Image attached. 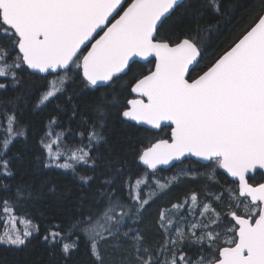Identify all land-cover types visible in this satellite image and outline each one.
Returning a JSON list of instances; mask_svg holds the SVG:
<instances>
[{
    "label": "snow or ice",
    "instance_id": "1",
    "mask_svg": "<svg viewBox=\"0 0 264 264\" xmlns=\"http://www.w3.org/2000/svg\"><path fill=\"white\" fill-rule=\"evenodd\" d=\"M125 2L0 0V92L22 87L21 73L32 70L57 74L45 85L37 107L66 93L70 80L100 93L91 114L76 106L71 110L73 117H81L85 131L80 135L87 143L63 163L46 145L49 154L39 161L44 168L71 170L82 189L95 184V191L81 192L68 227L46 230L42 242L62 264L82 250L86 264H264V183H249L250 173L264 170V0L241 32L211 53L213 19L225 14L224 0H131L124 7ZM136 58L154 66L137 69ZM21 99H0V123L6 122L0 136L3 192L13 187L5 181L15 176L14 166L25 162L20 154L8 156L16 139L26 136L18 127ZM113 120L137 131L145 125L160 129L168 122L170 140L114 155L106 134ZM186 156L212 166L206 174L211 183H218L216 169L238 181L236 188L221 189L229 197L228 212L214 207L224 203L223 195L206 185L207 202L193 192L183 202L161 208L156 229L162 238L150 239L143 227L145 214L179 178L161 183L152 177L158 165ZM137 161L152 171L134 184L132 177L125 183L128 166ZM79 168L93 174H77ZM13 195L0 207L15 224V210L43 193L20 183ZM34 232L38 226L5 232L0 245L26 247Z\"/></svg>",
    "mask_w": 264,
    "mask_h": 264
},
{
    "label": "trees",
    "instance_id": "2",
    "mask_svg": "<svg viewBox=\"0 0 264 264\" xmlns=\"http://www.w3.org/2000/svg\"><path fill=\"white\" fill-rule=\"evenodd\" d=\"M130 1L128 0L127 3ZM259 4L260 0H224L225 14L222 17L213 19L215 30L211 33V38L208 40L209 53L223 50L247 25L251 13L255 8L259 7ZM151 67H153V64L148 62H140L135 65V68L144 70ZM56 75H39L25 70L21 73L23 77L22 87L17 89L9 87L7 91L0 92V99L5 102L12 97H22L17 109L18 127L26 129V136L17 138L8 151L9 157L20 154L24 157L25 162L22 165L14 166L15 176L5 181V183L13 185V187L8 192L0 191V201L5 197L14 199L15 185L20 183L31 186L36 193H43L34 202L23 204L15 210L16 217L31 220L33 227H39V232L33 233L26 247L16 249L0 245V264H62V260L53 259L50 249L42 242V236L46 230L54 229L57 225L61 229L67 228L68 222L78 210L76 204L81 192L95 191V184H93L91 189H82L71 170L61 168L48 169L39 163L40 160L46 159L49 154L44 141L51 127L54 133H63L64 141L69 142L71 145L82 147L87 143V140L82 139L80 135L81 132L85 131L81 124V117H73L71 110L76 106L82 114H91L100 96V93L94 90H82L79 87L78 80L75 82L70 80L66 84V93H58L51 102L37 107L38 98L46 90L45 85L50 81L51 77ZM127 79L128 77H125V80L119 83L124 84ZM117 87H119V84ZM102 91L103 88L101 89ZM68 97H71V103H67ZM53 117L55 118L54 122H52ZM5 128L6 122L0 123V136L4 135ZM143 129L144 127L137 131L136 128L121 125L118 120L110 121L106 134L109 139L108 146L112 153L114 155L124 154L132 150L142 152L144 148L157 139L170 136V127H164L158 132L149 129L144 131ZM105 155H107V151ZM129 160H131V157H129ZM205 165L207 164H202L193 159H186L169 170L155 172L154 177L162 182L176 175L179 178L174 186L171 187V190L156 200L149 208L148 213L145 214L143 227L145 234L150 239L162 238L157 235L156 229V220L161 208L170 207L173 203L183 202L193 192L199 194V198L202 201L207 202L205 201L206 185L213 193L223 195L224 203H215L214 207L221 213L228 212L229 197L226 192L222 193L221 189L222 187L236 188L237 183L232 181L222 169H216L215 179L218 183L209 182L206 174L212 171V166ZM128 168L129 171L125 174V183L128 177H132L134 184L135 178L143 177L146 172H151L143 168L139 161L134 165H129ZM86 171L88 175L93 174L90 170L84 168H79L77 174H83ZM95 175L99 176L100 172L97 171ZM254 177V179L250 177V182L253 184L264 179L262 172ZM96 183H99V181ZM147 191L148 189H145V192ZM84 207L87 209L89 204L85 203ZM2 216L3 211L2 207H0V221H2ZM195 250L196 246H193L190 254L195 252ZM87 259L88 257L84 255L82 250L74 254L68 264H86Z\"/></svg>",
    "mask_w": 264,
    "mask_h": 264
},
{
    "label": "rangeland",
    "instance_id": "3",
    "mask_svg": "<svg viewBox=\"0 0 264 264\" xmlns=\"http://www.w3.org/2000/svg\"><path fill=\"white\" fill-rule=\"evenodd\" d=\"M55 77L56 76L51 77L50 81H52ZM24 130L26 131L25 128ZM44 145L45 146L51 145L52 155H57V154L61 155V163L64 162V157L70 156L71 153L75 149L80 148V147L71 145L69 142L64 141V134L61 132L54 133V131L52 130V127L49 129L48 135L44 141ZM156 179L158 178L153 177V180H156ZM11 217H12V214H8L7 216L3 214V216L1 217L2 221H0V234H3L5 232H11L13 229H18L22 233L25 229L33 228L32 224L29 225L25 222L26 221L25 219H20L18 217H17L18 219L16 223L13 224Z\"/></svg>",
    "mask_w": 264,
    "mask_h": 264
},
{
    "label": "water",
    "instance_id": "4",
    "mask_svg": "<svg viewBox=\"0 0 264 264\" xmlns=\"http://www.w3.org/2000/svg\"><path fill=\"white\" fill-rule=\"evenodd\" d=\"M127 2H128V0H126V2L124 3V7H127ZM130 2H131V1H130ZM130 2H129V3H130ZM102 34H103V33H101V35H102ZM97 38H98V37H97ZM89 46H90V45H89ZM136 59L139 60V61H141V62H147V60H144V59H142V58H136ZM153 59H154V58H152V57H149V58H148V60H153ZM29 71L32 72V70H29ZM35 73H37V74H39V75H49V74H47V73H38V72H35ZM51 74H56V73H51ZM142 127L147 128V129H149V130L159 131V130H161V128H163V127H172V125H170V123H168V122H164V123L162 124V126H161L160 129H153V128H151L150 125H145V126H142ZM159 140H160V139H159ZM169 140H170V139H169ZM157 141H158V140L152 142L149 146H147L146 148H144L142 151H144L145 149H147L148 147H150L152 144L156 143ZM186 159H193V160H195V161H197V162H200V163H202V164H206V163H207V162H205V161H200V160H198V158H196V157L186 156V157H182L180 161H175V160H174V161H170L168 165H158L156 171H158V170H169V169L173 168L174 165H176V164H178V163H180V162H182V161H184V160H186ZM141 166H142L143 168L146 169V166H143L142 163H141ZM259 170H261V169H257L256 172L259 171ZM150 171H152V170H150ZM156 171H155V172H156ZM222 171H223L227 176H229L224 170H222ZM261 171L264 172V170H261ZM256 172H254V173H250L249 176H253ZM229 178H230L231 180L235 181V182L238 184V181H236L235 178H233V177H231V176H229ZM249 183H250V182H249ZM263 183H264V182H263Z\"/></svg>",
    "mask_w": 264,
    "mask_h": 264
},
{
    "label": "flooded vegetation",
    "instance_id": "5",
    "mask_svg": "<svg viewBox=\"0 0 264 264\" xmlns=\"http://www.w3.org/2000/svg\"><path fill=\"white\" fill-rule=\"evenodd\" d=\"M141 62V61H140ZM148 62V61H147ZM143 63H146V62H143ZM154 66V65H153ZM164 128V127H163ZM162 129V128H161ZM154 131V130H153ZM160 131V130H159ZM155 132H158V131H155ZM170 136H171V127H170ZM170 136L169 137H166V138H159V139H170ZM159 139H157V140H159ZM183 162V161H182ZM182 162H180V163H182ZM179 164V163H178ZM207 164V163H206ZM175 166V165H174ZM260 172H262L263 173V175H264V172L263 171H261V170H259V171H257L253 176H249V182H250V177H254L255 175H257L258 173H260ZM229 177V176H228ZM233 181V180H232ZM235 182V181H234ZM264 182V179L262 180V181H260V182H258V183H263ZM236 183V182H235ZM251 183V182H250ZM258 183H256V184H258ZM253 184V183H252ZM256 184H253L254 186L256 185Z\"/></svg>",
    "mask_w": 264,
    "mask_h": 264
}]
</instances>
